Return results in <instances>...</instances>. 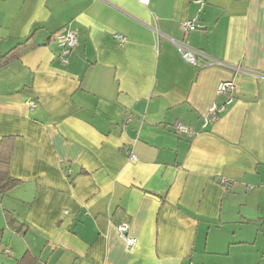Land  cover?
Masks as SVG:
<instances>
[{
	"label": "crops",
	"instance_id": "0c3cea01",
	"mask_svg": "<svg viewBox=\"0 0 264 264\" xmlns=\"http://www.w3.org/2000/svg\"><path fill=\"white\" fill-rule=\"evenodd\" d=\"M0 140V264H264V0H0Z\"/></svg>",
	"mask_w": 264,
	"mask_h": 264
},
{
	"label": "built area",
	"instance_id": "2783aa9c",
	"mask_svg": "<svg viewBox=\"0 0 264 264\" xmlns=\"http://www.w3.org/2000/svg\"><path fill=\"white\" fill-rule=\"evenodd\" d=\"M142 2L147 3L148 0H142ZM183 28L186 32H190V31H194L197 29H203L204 25L197 23V19H194L191 21L184 22ZM56 39L62 44V46H64V48L66 49V53H69L70 51H72L76 47V44H77V36L74 32H71V31L67 32L64 35H58ZM177 47H178V50L180 52L182 59L186 63L190 65H194V66L199 65L198 63L199 53L197 51H194L182 44H178ZM235 90H236L235 83L233 81H226V82H222L218 86L217 92L220 95H228V94H232ZM232 102H233V99L230 98L227 102V105H230ZM223 109L224 107H220V108L217 106L212 107L210 109L209 115L205 118V123L209 124L215 121L220 111H222ZM175 127L179 133H185L190 136L192 134L190 132V129H188L182 123H177ZM132 159H135V157L132 156ZM118 230L120 233V237L125 242V244L128 246V248L133 249L137 243V240L129 236L128 227L125 225H121L119 226Z\"/></svg>",
	"mask_w": 264,
	"mask_h": 264
},
{
	"label": "trees",
	"instance_id": "16d2710c",
	"mask_svg": "<svg viewBox=\"0 0 264 264\" xmlns=\"http://www.w3.org/2000/svg\"><path fill=\"white\" fill-rule=\"evenodd\" d=\"M23 44H19L16 50H13V52H10L6 56L2 57V65H7L10 60H15L17 53H14L17 49H19V46ZM5 142L6 141L0 140V194H6L20 184V181L13 178L9 173L10 154H7L4 150ZM24 262L25 260L21 261L20 264H24Z\"/></svg>",
	"mask_w": 264,
	"mask_h": 264
}]
</instances>
